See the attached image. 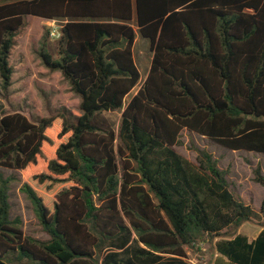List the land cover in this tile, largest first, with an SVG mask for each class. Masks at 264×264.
<instances>
[{"label": "trees", "instance_id": "16d2710c", "mask_svg": "<svg viewBox=\"0 0 264 264\" xmlns=\"http://www.w3.org/2000/svg\"><path fill=\"white\" fill-rule=\"evenodd\" d=\"M0 92H14L13 52L27 17L60 22L57 57L39 56L79 100V115L0 116V168L19 171L49 239L10 218L0 172V260L7 264H187L208 239L213 264H264L257 237L228 234L256 213L204 149L178 154L181 132L264 155V0H0ZM135 25L149 42L145 80ZM121 111L117 132L102 116ZM118 141V144H115ZM254 181L264 189L257 166ZM259 213L264 217V199Z\"/></svg>", "mask_w": 264, "mask_h": 264}, {"label": "rangeland", "instance_id": "374dc122", "mask_svg": "<svg viewBox=\"0 0 264 264\" xmlns=\"http://www.w3.org/2000/svg\"><path fill=\"white\" fill-rule=\"evenodd\" d=\"M10 1V0H6ZM26 34L20 39L19 47L13 52L12 59L15 66L13 76V93L5 97L0 92V116L11 114L14 111L21 112L30 119V114L40 117H50L62 110L69 111L72 115H79V100L69 88L68 83L59 72L48 70L42 63L39 56L43 34L47 29L50 35L47 41V50L53 58L57 57V43L59 37L60 22L39 23L30 22ZM55 34L52 36L51 34ZM58 34V36H57ZM57 36V37H56ZM149 43V42H148ZM138 37L133 47L135 65L140 74L138 86L124 99L126 104L130 97L138 90L148 73L151 52L149 44ZM121 111L104 112L102 116L108 121L115 132L119 129ZM118 144V141H115ZM194 148L204 149L217 160L219 169L226 172V179L230 185V191L244 204L249 205L257 214L250 222L244 223L242 228L236 231L233 228L228 230V234L238 233L241 228L243 233L250 236L255 229H260L258 224L264 225V217L259 213L260 205L264 199V189L255 183L253 170L258 166L264 176V155L246 152H232L209 140L187 131L181 132L180 145L175 146V150L183 158L190 162H195L196 153ZM4 177L12 176L14 180L9 185L10 218H19L22 222L21 229L23 235L39 241L49 239L43 231L31 202L20 191L22 178L19 171L0 168ZM199 243V242H198ZM200 243L203 244L204 251L192 246L186 251L192 257L197 258L200 263L213 264L215 258L211 254L210 244L206 238ZM0 263L7 264L0 260ZM220 262L218 264H221Z\"/></svg>", "mask_w": 264, "mask_h": 264}, {"label": "crops", "instance_id": "0c3cea01", "mask_svg": "<svg viewBox=\"0 0 264 264\" xmlns=\"http://www.w3.org/2000/svg\"><path fill=\"white\" fill-rule=\"evenodd\" d=\"M1 3V2H0ZM27 21H28V23H29V21L32 23V22H39V23H48V22H50V21H46V20H43V19H40V18H37V17H32V16H28L27 17ZM51 22H56V21H51ZM30 25V24H29ZM29 25H28V27H29ZM130 25L132 26V28L134 29V32H135V35H136V38H135V42H136V39H137V34H138V30H137V27H136V25H135V14H133V19H132V21L130 22ZM60 28V27H59ZM28 29V28H27ZM27 29H26V31H27ZM26 34V33H25ZM138 37L141 39V40H143V41H146L147 43H148V41L147 40H145V39H143V38H141L140 36H139V34H138ZM135 44V43H134ZM149 44V43H148ZM19 45H20V40H19ZM133 47H134V45H133ZM134 57V56H133ZM135 62V61H134ZM147 75V74H146ZM145 78H146V76L144 77V79H143V81L145 80ZM141 86V85H140ZM136 93V92H135ZM134 93V94H135ZM133 94V95H134ZM132 95V96H133ZM241 228H242V226H241ZM239 229L238 230V233L237 234H242V235H245L247 238H248V240L249 241H252V240H254L256 237H257V235H258V233L260 232V230L261 229H255V231H253V233H251L250 234V236L249 235H247L248 233H243L241 230L242 229ZM215 257H216V255H215Z\"/></svg>", "mask_w": 264, "mask_h": 264}, {"label": "built area", "instance_id": "2783aa9c", "mask_svg": "<svg viewBox=\"0 0 264 264\" xmlns=\"http://www.w3.org/2000/svg\"><path fill=\"white\" fill-rule=\"evenodd\" d=\"M51 35L55 36V34H53V33ZM57 36H58V34H57ZM193 246L195 248L199 249L200 251H204L203 244L200 243V242L199 243L198 242L194 243ZM184 261L187 264H204L202 262L200 263V261L197 258L192 257L191 254L189 252H187V251H186V258L184 259Z\"/></svg>", "mask_w": 264, "mask_h": 264}, {"label": "water", "instance_id": "95a60500", "mask_svg": "<svg viewBox=\"0 0 264 264\" xmlns=\"http://www.w3.org/2000/svg\"><path fill=\"white\" fill-rule=\"evenodd\" d=\"M0 264H2V263H0Z\"/></svg>", "mask_w": 264, "mask_h": 264}]
</instances>
